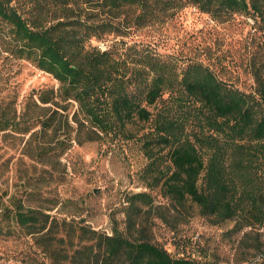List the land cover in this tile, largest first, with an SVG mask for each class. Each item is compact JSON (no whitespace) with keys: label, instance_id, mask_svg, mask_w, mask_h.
Here are the masks:
<instances>
[{"label":"trees","instance_id":"1","mask_svg":"<svg viewBox=\"0 0 264 264\" xmlns=\"http://www.w3.org/2000/svg\"><path fill=\"white\" fill-rule=\"evenodd\" d=\"M187 6L223 22L249 17L264 32V0H0V53L59 85L39 102L75 103L77 136L86 129L87 142L135 141L145 160L140 180L165 200L155 205L148 192L131 194L124 230L108 236L81 228L79 237L91 243L78 249L44 232L47 217L14 211L28 234L53 240L46 244L53 264H219L172 256L151 241L144 224L151 212L172 230L171 218L184 221L195 208L212 224L232 221V233L264 232V59L251 61L255 88L244 92L196 61L180 65L121 41L106 50L91 45ZM53 119L38 125L44 131ZM13 124L4 119L0 131Z\"/></svg>","mask_w":264,"mask_h":264},{"label":"rangeland","instance_id":"2","mask_svg":"<svg viewBox=\"0 0 264 264\" xmlns=\"http://www.w3.org/2000/svg\"><path fill=\"white\" fill-rule=\"evenodd\" d=\"M253 26L249 17L233 15L223 22L187 6L171 18L132 28L126 37L109 36L91 45L106 50L121 41L172 57L180 65L196 61L251 92L255 84L250 63L264 59V32ZM58 86L29 62L0 53V125L4 119L14 121V128L0 131V264H53L46 251L53 240L16 225V210L47 217L44 232L60 235L78 249L91 243L81 240V228L108 236L113 228L124 230L131 194L148 192L155 205L165 204L159 191L147 190L139 178L145 160L135 141L87 142L86 129L77 136L75 103L39 102L44 91L56 92ZM44 116L54 119L43 131L38 122ZM144 217L146 236L172 256L219 264L264 262L261 230L232 233V221L212 224L195 208L184 221L171 218L173 230L152 212Z\"/></svg>","mask_w":264,"mask_h":264}]
</instances>
